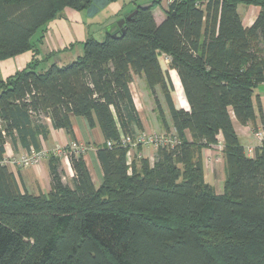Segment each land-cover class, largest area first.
Listing matches in <instances>:
<instances>
[{
  "label": "trees",
  "instance_id": "1",
  "mask_svg": "<svg viewBox=\"0 0 264 264\" xmlns=\"http://www.w3.org/2000/svg\"><path fill=\"white\" fill-rule=\"evenodd\" d=\"M90 1L0 0V60L33 50L32 36L46 21ZM149 2L136 4L102 41L86 39L74 60L37 70L32 59L0 80V264H264V135L248 154L234 128L254 121L253 92L264 82V0H171L159 23L151 10L160 0ZM239 3L259 9L249 27ZM161 54L178 74L188 110L175 106ZM131 71L153 94L160 88L179 138L158 148L152 165L146 157L128 163L119 142L143 131ZM156 109L164 120L157 100ZM73 116L101 129L100 185L83 155L69 152L72 186L50 154V190L21 188L3 162L5 143L40 150V138L50 135L45 118L73 136ZM219 137L221 193L205 182L201 155Z\"/></svg>",
  "mask_w": 264,
  "mask_h": 264
},
{
  "label": "crops",
  "instance_id": "2",
  "mask_svg": "<svg viewBox=\"0 0 264 264\" xmlns=\"http://www.w3.org/2000/svg\"><path fill=\"white\" fill-rule=\"evenodd\" d=\"M149 1L151 0H128L129 5L127 6V2H125V0H110L108 4L110 11L108 12L114 15L110 23L115 22L119 18L128 15L130 12L134 10L136 4L147 3ZM163 2L164 5L162 6V11L159 9H156L154 11L156 6L153 7L151 10L156 23L161 22L165 17V12L168 7V0H163ZM159 3L160 4L162 3L161 0ZM238 5H237V12L241 17L243 26L249 27L254 21L259 9L257 6L254 5L242 4L244 8L241 11ZM62 13L63 14L60 17L52 18L50 19L51 21L48 20L49 21L48 37L53 41H55L56 38L58 49L67 48L66 44L69 41H72V37L70 35L64 36L63 38L59 34L58 31L59 28L61 29L62 33L63 32L65 33L68 31L67 29L69 27V21L62 18H70L69 20H73L75 21L74 23H77L79 14H84L75 9H64V12ZM93 32H95V30ZM81 33H83L82 27H81ZM59 38H61L60 41H58ZM34 48L38 50L37 49L38 47H34ZM53 49L57 50V48H53ZM49 51L51 50L49 49ZM79 51H76L74 58L71 60H74L77 56L82 54V52H80L81 54H78ZM35 53L37 52L31 49L24 51L20 54H17V56H15L14 58H8L9 59L8 61H11V64L7 66L6 71L4 68H1L0 80H3L6 77L15 73L16 71L23 69L34 58L39 59L37 70L41 69L39 68L40 63L43 62L41 57H44L45 55L40 49L37 54ZM52 53L46 54V56L49 57ZM2 61L3 60H0V63ZM159 62L161 67L165 70H168L169 72V76L174 86V92H175L174 100L175 98H177L175 100V106L177 108H184L188 110L189 106L186 100L184 99L182 93V86L178 74L174 68H171L169 66L170 58L165 54H161L159 56ZM14 69H16L15 72H13ZM173 74L176 75V78L174 79H173ZM129 88L139 119L142 124L143 131L149 132L155 129L163 130L162 132L174 131V127L173 124L171 123L167 106L164 103L162 92L158 86L154 88V94H153L150 88L148 87V84L144 76L142 74H136L133 71H131V81L129 82ZM174 92H173V96H174ZM253 99H254V109H255L254 121L246 125H241L236 121L234 122L235 131L238 135L240 143L242 144L245 150L248 146L255 147L258 145V141L253 134L254 133L253 128L257 130L259 129L262 130L264 134V125H263L264 123L261 122V118L259 116V110H258V106H260L264 118V82H261L258 85H256L253 92ZM156 100L163 109L164 120H161V118L159 117V114L156 109ZM183 102L185 103L182 104ZM45 122L49 126L50 135L45 140L40 138L39 149L43 151V157L40 159V161L37 164L27 165L23 167H15V166L7 165L9 170L13 173L18 185L21 188H25L34 194L47 193L51 188L48 157L50 154H52L59 158V164L62 171L63 181L66 182L68 185L72 186L73 171L71 169L67 153L80 152L83 155V159L85 160L93 184L96 187L97 185L99 186L100 183L102 182L103 172L96 156V150L99 146H102L105 141L99 125L95 123L94 126H89L86 119L83 116H73L71 118L72 131H73V136H72L69 133L65 132L63 129L51 128L49 117L45 118ZM186 135L188 138L190 137L189 133H187ZM221 146H222V140L221 137H219L218 142L216 144H212L209 147H205L201 151V155L203 159L204 180L205 182L209 183L213 187L214 191L217 193L222 192L223 182H224V160L221 155ZM25 152H27V150L24 147H22L17 140L15 141L14 144L11 143L10 141H7L5 143L4 157L6 155L19 156ZM153 152L154 149L152 148L140 146L139 148H136L134 150L132 157H136V158L146 157L148 158V160L149 159L152 160ZM217 157H219L220 159ZM214 181L219 182V187L218 186L216 188L214 187L213 185ZM220 184L222 185V187H220Z\"/></svg>",
  "mask_w": 264,
  "mask_h": 264
},
{
  "label": "rangeland",
  "instance_id": "3",
  "mask_svg": "<svg viewBox=\"0 0 264 264\" xmlns=\"http://www.w3.org/2000/svg\"><path fill=\"white\" fill-rule=\"evenodd\" d=\"M125 2H127V6L129 5L128 0H125ZM161 4H157L154 11L156 9H159L162 11V6L164 5L163 0H161ZM169 3V0H168ZM239 9L242 11V9L244 8V6L242 4L238 5ZM81 13L84 14H79V17L77 19V23H74L75 21L73 20H69L70 18H62L65 19L67 21H69V27H68V31L67 32H61V29L59 28V34L64 38V36H71L72 37V41H69L66 46L67 48L65 49H58V44H57V40L55 38V41H53L52 39H49L48 34H49V21H46L40 28H38V30L34 33V35L32 36V42L34 44V47H38L36 50V48H34L33 50H35L37 53L39 51V49L43 52L44 57H41V59L46 57V60L40 63V67L41 69H45L47 68L51 63H56V64H66L68 62L71 61V59L74 58V55L76 53V51H79L78 54H81L80 52H82V46L83 43L86 39L93 37L94 39H97L99 41L104 39L105 36V28L106 26H108L110 23V21L112 20V18L114 17L113 14H111L109 10V5H106L104 8H102L101 10L97 11L95 14L93 15H88L86 9H82V10H78ZM64 12V10L60 11L59 13L56 14V18L60 17ZM54 17V18H55ZM72 19V18H71ZM51 21V20H50ZM108 24V25H106ZM81 27L83 29V33H81ZM95 30V32H93ZM61 38L58 39V41H60ZM70 47V48H69ZM78 47V48H77ZM53 48H57V50H54ZM49 49L51 51H49ZM54 50V51H53ZM53 52V53H52ZM35 53V54H37ZM52 53L49 57L46 56V54H50ZM17 56V55H15ZM15 56L12 57H7L2 59L3 61L0 63V73H1V68H4L5 71L7 70V66H9L11 64V61H8V58H14ZM35 57V56H34ZM7 59V60H6ZM35 60H39L38 58H34ZM13 64V63H12ZM16 69L13 70V72H15ZM174 92V91H173ZM174 97H175V92H174ZM177 98H175L176 100ZM163 130H152L149 132H157V133H161ZM169 132V131H168ZM164 133V132H163ZM157 150L154 149L153 155H152V160L149 161V163L152 165L153 162L156 160L157 158ZM219 158V157H217ZM220 159V158H219ZM214 187L216 188L217 186L219 187V182H213ZM98 186V185H97ZM220 187H222V185L220 184Z\"/></svg>",
  "mask_w": 264,
  "mask_h": 264
},
{
  "label": "built area",
  "instance_id": "4",
  "mask_svg": "<svg viewBox=\"0 0 264 264\" xmlns=\"http://www.w3.org/2000/svg\"><path fill=\"white\" fill-rule=\"evenodd\" d=\"M253 134L258 142L262 140L264 135L262 130L260 129L254 130ZM119 142L121 146L127 148V162L130 163V157H132L134 150L138 148V146H144L156 150L160 147L172 148L179 142V138L174 131L164 133L139 131L132 136L127 134L120 135ZM106 144L108 146H111V141H106ZM254 148L255 147L253 146H248L246 148V152L248 154H253ZM42 157V150H31L30 152H25L19 156L6 155L3 159V162L6 165L23 167L27 165L37 164Z\"/></svg>",
  "mask_w": 264,
  "mask_h": 264
},
{
  "label": "water",
  "instance_id": "5",
  "mask_svg": "<svg viewBox=\"0 0 264 264\" xmlns=\"http://www.w3.org/2000/svg\"><path fill=\"white\" fill-rule=\"evenodd\" d=\"M109 2H110V0H91L88 7L86 8V11H87L88 15H93L97 11H99L100 9H102L106 5H108ZM150 5H151L150 2L139 4L140 7L150 6ZM135 12H136V9L133 10L132 12H130L125 17L119 18L115 22L110 23L108 26H106L105 32L107 34H110L112 32L113 28H115L116 26L121 27L123 22L125 21V19L130 18ZM114 35L115 34H113V36Z\"/></svg>",
  "mask_w": 264,
  "mask_h": 264
},
{
  "label": "bare ground",
  "instance_id": "6",
  "mask_svg": "<svg viewBox=\"0 0 264 264\" xmlns=\"http://www.w3.org/2000/svg\"><path fill=\"white\" fill-rule=\"evenodd\" d=\"M174 78H176V75H175V74H173V79H174ZM177 89H178V88H177ZM184 103H185V102H183L182 104H184Z\"/></svg>",
  "mask_w": 264,
  "mask_h": 264
}]
</instances>
